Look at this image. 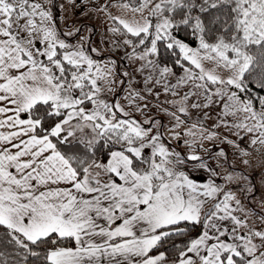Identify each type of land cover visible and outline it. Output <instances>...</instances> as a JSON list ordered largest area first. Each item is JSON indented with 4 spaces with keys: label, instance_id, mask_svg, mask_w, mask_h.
I'll return each instance as SVG.
<instances>
[{
    "label": "snow or ice",
    "instance_id": "1",
    "mask_svg": "<svg viewBox=\"0 0 264 264\" xmlns=\"http://www.w3.org/2000/svg\"><path fill=\"white\" fill-rule=\"evenodd\" d=\"M0 264H264V0H0Z\"/></svg>",
    "mask_w": 264,
    "mask_h": 264
},
{
    "label": "rangeland",
    "instance_id": "2",
    "mask_svg": "<svg viewBox=\"0 0 264 264\" xmlns=\"http://www.w3.org/2000/svg\"><path fill=\"white\" fill-rule=\"evenodd\" d=\"M80 23H90L97 31L96 40H99V34L104 30V24L100 20L93 19L92 21H88L87 19H81ZM107 55V54H106ZM211 147V145H209ZM229 158L231 160V153H229Z\"/></svg>",
    "mask_w": 264,
    "mask_h": 264
}]
</instances>
